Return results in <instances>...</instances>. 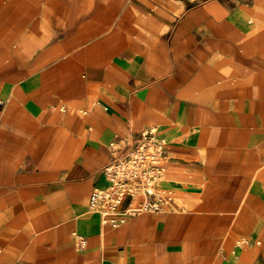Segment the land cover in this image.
<instances>
[{
  "label": "crops",
  "instance_id": "obj_1",
  "mask_svg": "<svg viewBox=\"0 0 264 264\" xmlns=\"http://www.w3.org/2000/svg\"><path fill=\"white\" fill-rule=\"evenodd\" d=\"M150 130L169 203L105 222ZM0 264H264V0H0Z\"/></svg>",
  "mask_w": 264,
  "mask_h": 264
},
{
  "label": "built area",
  "instance_id": "obj_2",
  "mask_svg": "<svg viewBox=\"0 0 264 264\" xmlns=\"http://www.w3.org/2000/svg\"><path fill=\"white\" fill-rule=\"evenodd\" d=\"M110 151V162L102 169L108 186L92 191L90 210L113 225L124 223L130 216L162 211L170 200L159 191L167 169L166 143L150 130L129 147L111 142ZM85 245L86 239L78 236V247Z\"/></svg>",
  "mask_w": 264,
  "mask_h": 264
}]
</instances>
